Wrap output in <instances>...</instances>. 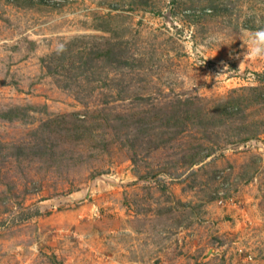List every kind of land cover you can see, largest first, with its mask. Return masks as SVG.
<instances>
[{
  "label": "rangeland",
  "instance_id": "1",
  "mask_svg": "<svg viewBox=\"0 0 264 264\" xmlns=\"http://www.w3.org/2000/svg\"><path fill=\"white\" fill-rule=\"evenodd\" d=\"M260 28L264 0H0V264H264Z\"/></svg>",
  "mask_w": 264,
  "mask_h": 264
},
{
  "label": "clouds",
  "instance_id": "2",
  "mask_svg": "<svg viewBox=\"0 0 264 264\" xmlns=\"http://www.w3.org/2000/svg\"><path fill=\"white\" fill-rule=\"evenodd\" d=\"M246 51L249 59L264 57V28H260L251 34L246 44Z\"/></svg>",
  "mask_w": 264,
  "mask_h": 264
}]
</instances>
